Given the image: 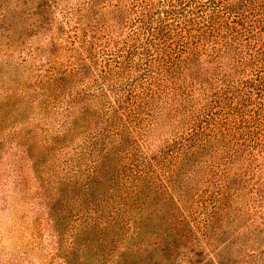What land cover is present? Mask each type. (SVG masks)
<instances>
[{
  "label": "trees",
  "instance_id": "1",
  "mask_svg": "<svg viewBox=\"0 0 264 264\" xmlns=\"http://www.w3.org/2000/svg\"><path fill=\"white\" fill-rule=\"evenodd\" d=\"M20 140L53 219L77 203L132 259L221 257L264 190V0H0V146Z\"/></svg>",
  "mask_w": 264,
  "mask_h": 264
},
{
  "label": "rangeland",
  "instance_id": "2",
  "mask_svg": "<svg viewBox=\"0 0 264 264\" xmlns=\"http://www.w3.org/2000/svg\"><path fill=\"white\" fill-rule=\"evenodd\" d=\"M32 64L37 65V61ZM163 139L157 141L154 148L161 145ZM7 144V148L0 146V264H214L215 257L221 264L226 261L233 264L243 262L253 251L260 257L264 248V240L261 241V232L264 238L261 171L247 182L244 199L233 204L235 207L239 203L243 214L247 215L236 219L231 227L242 237L232 240L233 246L221 257L213 251L214 255L207 250L204 254L194 251L193 261L186 263L183 254L176 250L152 247L137 252L132 259L131 252L103 244V235L98 230L87 229L90 219L83 212L73 211L75 207L80 208L77 203H62L60 207L65 212L59 211L62 214L58 220L53 219L47 191L35 172L26 142L20 140ZM250 198L252 201L249 202ZM198 237L203 248L205 240L200 234ZM230 238L224 235L218 245L223 248V242L227 240L229 243Z\"/></svg>",
  "mask_w": 264,
  "mask_h": 264
}]
</instances>
